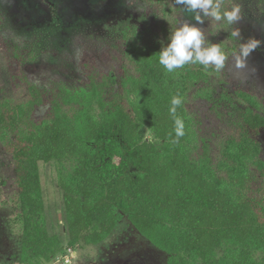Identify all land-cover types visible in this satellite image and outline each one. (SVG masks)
Instances as JSON below:
<instances>
[{"label":"trees","instance_id":"trees-1","mask_svg":"<svg viewBox=\"0 0 264 264\" xmlns=\"http://www.w3.org/2000/svg\"><path fill=\"white\" fill-rule=\"evenodd\" d=\"M145 1L161 7L160 29L155 40L127 36L120 76L93 62L82 65L85 86L43 90L27 73L35 54L4 44L14 86L27 89L23 100L0 101V139L14 159L23 214L22 261L51 263L61 252L45 226L39 165L71 162L61 181L71 246L102 244L126 216L168 254L167 264H264V98L232 86L235 49L216 38L204 46L224 50V69L187 64L167 72L159 52L180 27L181 9ZM194 92L236 117L216 163L207 146L198 157L187 151ZM176 95L183 98L180 138L169 112ZM144 130L164 146L145 142Z\"/></svg>","mask_w":264,"mask_h":264},{"label":"rangeland","instance_id":"rangeland-1","mask_svg":"<svg viewBox=\"0 0 264 264\" xmlns=\"http://www.w3.org/2000/svg\"><path fill=\"white\" fill-rule=\"evenodd\" d=\"M170 3L181 9L174 0ZM234 3L241 7V18L235 24L211 17L196 24L193 14L181 9L180 27L184 23L196 24L203 31L204 42L211 37L233 47L235 52L228 62L232 86L264 98V44L247 58L246 67L237 68L234 59L241 43L250 38L264 41V0H224L223 7L230 10ZM160 22L161 7L145 0H0V101L17 102L27 93L23 85L15 87L11 80L6 42L25 46L35 54L27 73L37 87L77 88L85 86L84 64L92 66L95 62L97 71L120 76L119 58L124 56L127 36L142 33L155 40ZM237 29L240 36L233 37L231 33ZM194 94L188 105L192 136L187 151L198 157L207 146L216 163L236 117L212 107L202 97L204 93ZM143 138L159 148L164 146L150 130L143 131ZM259 142L264 161V131ZM63 165H39L45 226L61 249L51 263L42 264H66L67 259L71 264H167L168 254L145 239L126 216L102 244L71 246L61 181L62 171L74 166L71 162ZM22 218L14 159L0 139V264H29L22 261Z\"/></svg>","mask_w":264,"mask_h":264},{"label":"clouds","instance_id":"clouds-1","mask_svg":"<svg viewBox=\"0 0 264 264\" xmlns=\"http://www.w3.org/2000/svg\"><path fill=\"white\" fill-rule=\"evenodd\" d=\"M181 9L193 14L196 24H203L204 18L211 17L214 21H226L229 25L237 23L241 18V7L233 4L230 10L224 8V0H174ZM196 24L184 23L171 34L166 46H162L159 52V64L167 72L183 68L187 64H199L205 69L214 66L216 71L225 67L227 56L219 45L204 46L203 31ZM231 35L239 37V30H234ZM264 41L250 38L241 43L239 51L235 54V66L244 68L247 66V58L253 51L261 47ZM183 103V98L176 95L171 100L170 114L174 121L175 137L185 135L184 120L179 117L177 108Z\"/></svg>","mask_w":264,"mask_h":264},{"label":"built area","instance_id":"built-area-1","mask_svg":"<svg viewBox=\"0 0 264 264\" xmlns=\"http://www.w3.org/2000/svg\"><path fill=\"white\" fill-rule=\"evenodd\" d=\"M71 254H72L73 256L75 255L73 252H71ZM66 264H71L70 259H67V260H66Z\"/></svg>","mask_w":264,"mask_h":264}]
</instances>
